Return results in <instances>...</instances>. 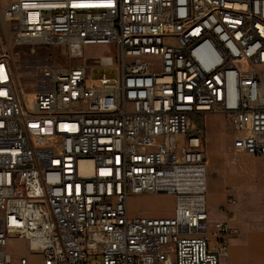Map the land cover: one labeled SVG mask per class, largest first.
I'll use <instances>...</instances> for the list:
<instances>
[{"label": "built area", "instance_id": "2783aa9c", "mask_svg": "<svg viewBox=\"0 0 264 264\" xmlns=\"http://www.w3.org/2000/svg\"><path fill=\"white\" fill-rule=\"evenodd\" d=\"M7 2L17 46L67 59L26 100L0 31V264H220L239 230L227 211L210 231L207 116L231 124L233 152L264 156V0ZM101 44L115 56L84 58ZM162 194L172 215L131 214ZM12 238L36 260L13 259Z\"/></svg>", "mask_w": 264, "mask_h": 264}, {"label": "rangeland", "instance_id": "374dc122", "mask_svg": "<svg viewBox=\"0 0 264 264\" xmlns=\"http://www.w3.org/2000/svg\"><path fill=\"white\" fill-rule=\"evenodd\" d=\"M7 0H0V7L5 10ZM3 14V12H2ZM0 31L4 38L5 51L9 56L14 73L15 83L21 96L31 100L33 94L40 89V70L44 65L55 62L64 63L67 53L61 46L43 48L40 56L29 53L27 46H17L14 36L3 28L0 15ZM113 45H87L85 59L115 56ZM144 61L157 68L160 63L158 57L144 58ZM107 73L117 77V70L113 67L97 68L90 71L92 78ZM196 122V121H195ZM207 148L209 159V173L207 178V204L209 196L216 197L223 189L226 200L230 194L234 197L227 208L229 224L239 230L237 238L231 240V250L240 241L248 240L256 233H264V156H252L245 153H235L231 150L234 135L231 124L221 115L207 117ZM236 188V189H234ZM129 208L134 216H170L175 208V197L172 195H142L130 198ZM222 217H220L221 219ZM222 220V219H221ZM216 223V222H215ZM215 224L211 223L213 232ZM7 251L13 259L28 257L36 260L30 253L25 239H9ZM238 258L242 264H260V252L240 251ZM234 255L221 257L220 264H233Z\"/></svg>", "mask_w": 264, "mask_h": 264}, {"label": "crops", "instance_id": "0c3cea01", "mask_svg": "<svg viewBox=\"0 0 264 264\" xmlns=\"http://www.w3.org/2000/svg\"><path fill=\"white\" fill-rule=\"evenodd\" d=\"M207 117L210 118L212 117V115H209ZM207 141H208V138H207ZM207 151H208V148H207ZM208 173H209V159H208ZM227 201L228 199L226 200V194L224 193L223 189L220 191V193L216 197H213L211 195L209 196L208 210H209V217H210V220H209L210 225L211 223L216 224L219 221L227 220V214H226V212L228 211ZM220 217H222L221 218L222 220L220 219ZM253 234L254 235L250 237L248 240H245L242 242L240 241L237 245H235L232 251H230L231 250V243H230L229 254L226 257H230L231 254L234 255L233 264H242V262H240V259L238 258V255L240 251L242 250L244 253L247 250L254 251L255 253L260 252V264H264V233L253 232ZM237 236L235 238H237ZM237 239H240V238H237Z\"/></svg>", "mask_w": 264, "mask_h": 264}]
</instances>
